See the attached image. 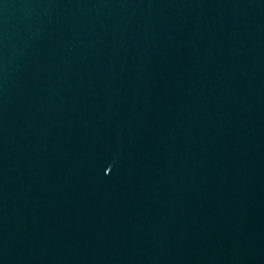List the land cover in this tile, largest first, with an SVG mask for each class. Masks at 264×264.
<instances>
[{
    "label": "water",
    "instance_id": "95a60500",
    "mask_svg": "<svg viewBox=\"0 0 264 264\" xmlns=\"http://www.w3.org/2000/svg\"><path fill=\"white\" fill-rule=\"evenodd\" d=\"M0 264H264V0H0Z\"/></svg>",
    "mask_w": 264,
    "mask_h": 264
}]
</instances>
